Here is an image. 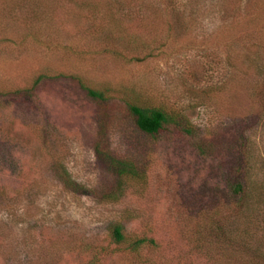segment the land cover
I'll return each mask as SVG.
<instances>
[{
    "label": "rangeland",
    "instance_id": "rangeland-1",
    "mask_svg": "<svg viewBox=\"0 0 264 264\" xmlns=\"http://www.w3.org/2000/svg\"><path fill=\"white\" fill-rule=\"evenodd\" d=\"M261 69L264 0H0V264H246L239 251L195 248L185 213L219 173L186 141L155 145L149 185L117 203L74 193L61 175L112 186L93 148L101 124L113 153L141 158L119 103L100 107L80 81L133 87L182 110L221 149L230 121L257 113ZM40 75L48 78L27 92ZM257 142L264 152V137ZM118 220L129 234L156 237L159 249L113 244ZM248 236L253 247V228Z\"/></svg>",
    "mask_w": 264,
    "mask_h": 264
},
{
    "label": "trees",
    "instance_id": "trees-1",
    "mask_svg": "<svg viewBox=\"0 0 264 264\" xmlns=\"http://www.w3.org/2000/svg\"><path fill=\"white\" fill-rule=\"evenodd\" d=\"M115 54L121 57V54ZM138 58L134 57L133 61H139ZM256 73L257 76L262 75L264 69ZM262 76V82L254 84L251 91L257 113L250 112L230 121V125L235 126L230 131L225 147L221 149L215 137L211 136V131L193 122L182 110L149 102L133 87L116 88L109 85L94 88L80 81L86 97L100 107L112 110L111 106L119 103L125 118L140 139V146L143 143L138 150V157L141 158L113 153L107 144V129L101 124L93 148L96 157L108 166L113 176L112 186L98 190L82 187L65 172L61 175L63 184L74 193L90 195L102 203H117L130 189L143 190L149 185L150 160L155 145L170 140L186 141L200 160L215 166L219 173V178H213L212 183H209L207 199H201L193 210L189 209L185 213L186 221L197 225L193 227L197 234L194 239L196 250L218 248L223 251L226 248L227 253L239 251L240 260L246 264H264V152L258 151L257 142L258 137H264ZM47 78V75L38 76L26 91L35 92ZM110 110L105 111L106 118L111 116ZM106 118H103V123ZM252 228L253 247L246 241ZM109 236L113 244L125 246L130 253L160 247L154 236L129 234L124 223L119 220L111 224Z\"/></svg>",
    "mask_w": 264,
    "mask_h": 264
}]
</instances>
